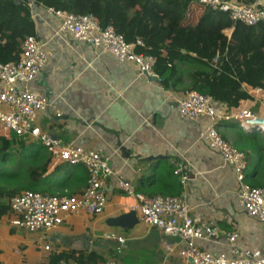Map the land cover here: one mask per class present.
<instances>
[{"label": "crops", "instance_id": "0c3cea01", "mask_svg": "<svg viewBox=\"0 0 264 264\" xmlns=\"http://www.w3.org/2000/svg\"><path fill=\"white\" fill-rule=\"evenodd\" d=\"M33 11L38 20L37 37L45 39L52 52L51 60L31 83V89L50 102V107L39 114L37 126L63 144L101 150L119 175L108 180L104 189L106 204L100 214L70 216L54 232L27 234L11 228L7 217H3L0 258L11 255V262L18 258L42 264L49 254L43 245L49 244L50 252H94L104 261L114 257L121 264H187L178 256L176 240L161 235L156 229L140 222L127 231L107 224L109 219L135 209L134 195H169L178 188H181L178 195L184 192L193 210L219 230L212 241H196L200 249L214 255L227 254L224 235L234 229L239 233L237 248L264 253L262 229L238 205L233 171L199 139V133L211 124L210 119L202 117L186 122L179 117L177 99L190 84L185 73L187 65H179L177 84L165 88L153 77L139 73L133 64L121 63L94 47L58 35L57 19L48 16L41 7L35 6ZM249 105L264 113L256 102ZM213 106L217 115L229 109L218 103ZM218 129L230 143L241 136L236 126L228 122H221ZM6 134L0 131V137L10 140ZM121 148L125 154L120 152ZM46 154L49 164L45 176H52L55 181L62 179L66 164L56 163L47 151ZM175 162H181L189 173L191 180L185 190L173 171L171 174ZM57 167L62 169L56 171ZM118 177L129 192L118 188ZM253 179L250 176L248 180ZM83 188H76L72 194ZM106 233L125 240L118 257L114 242L91 244L97 236ZM20 247L25 250L21 251ZM18 249L22 255L13 256ZM0 263L3 264L1 260Z\"/></svg>", "mask_w": 264, "mask_h": 264}, {"label": "built area", "instance_id": "2783aa9c", "mask_svg": "<svg viewBox=\"0 0 264 264\" xmlns=\"http://www.w3.org/2000/svg\"><path fill=\"white\" fill-rule=\"evenodd\" d=\"M28 7L36 27L38 20L33 11V0H28ZM39 7L59 21L58 35L94 47L121 63L133 64L142 75L154 77L161 82V76L154 71L156 58L135 52L136 47H143L140 39L127 44L123 36L117 34L111 26L102 28L93 14L76 15L64 10ZM203 10L227 14L232 21L249 27L264 23V0H190L183 27L195 26L200 18L199 12L204 13ZM222 32L230 40L232 28ZM51 58L52 52L46 40L37 37L36 31V36L28 37L23 42L21 57L17 62L0 64V131L7 133L10 140L15 137L24 143H39L56 163L81 165L87 172V181L82 191L69 196L25 190L11 197L8 201L9 226L27 234L54 232L73 215L97 216L106 204L104 189L108 180L119 175L101 150L63 144L37 126L39 114L50 107V102L44 95L33 91L31 83L38 78ZM243 87L251 98L240 101L222 115H217L211 98L195 90H187L179 95L177 110L179 117L186 122H194L202 117L210 119L211 124L199 133V139L233 171L238 205L264 233V188L253 187L247 182L244 153L225 140L218 129L221 122H228L244 134H257L264 139V113L249 105V102H256L264 109V90L247 85ZM173 175L185 190L191 179L181 162H175ZM118 178V188L129 192L127 185ZM134 197L137 201L134 211L139 222L156 229L165 237L175 239L178 256L184 263L264 264V253L236 247L239 233L234 229L226 231L224 235L227 254L214 255L200 249L196 241H212L218 236L219 230L214 223L205 221L201 213L193 210L184 192L178 196L145 197L136 194ZM101 241L114 242V252L117 254L122 251L125 243L121 236L106 233L97 236L91 244L96 246ZM167 248L171 250L169 246ZM43 250L50 252V245H43ZM103 264L121 263L113 257L106 259Z\"/></svg>", "mask_w": 264, "mask_h": 264}, {"label": "trees", "instance_id": "16d2710c", "mask_svg": "<svg viewBox=\"0 0 264 264\" xmlns=\"http://www.w3.org/2000/svg\"><path fill=\"white\" fill-rule=\"evenodd\" d=\"M189 2L33 0L38 7L76 15L93 14L102 28L111 26L127 44L140 39L143 47H136L135 52L156 58L154 71L161 76L165 88L177 84L179 65L183 63L188 67L185 70L190 79L188 90L208 96L213 103L231 108L250 99L243 85L264 90V23L249 27L232 21L227 14L205 10L195 26L183 27ZM229 28H232L230 40L222 32ZM31 36H36V27L28 0H0V64L17 62L23 42ZM239 133L241 136L232 144L245 155L247 182L264 188V147L261 145L264 139L257 134ZM15 143L17 149L12 150ZM19 150L22 153L18 154ZM14 154L20 157L16 162ZM5 163L12 165L6 167ZM48 164L49 157L43 146L0 137V179L3 182L0 184V220L10 215L9 199L22 191L69 196L76 188L86 186L87 172L81 165L66 164L64 177L55 181L52 176H45ZM61 169L57 167L56 171ZM250 176L254 179L248 180ZM23 181V186H17ZM13 185L16 187L8 188ZM180 190L169 196L178 195ZM103 263V258L94 252L67 250L49 252L42 264Z\"/></svg>", "mask_w": 264, "mask_h": 264}, {"label": "water", "instance_id": "95a60500", "mask_svg": "<svg viewBox=\"0 0 264 264\" xmlns=\"http://www.w3.org/2000/svg\"><path fill=\"white\" fill-rule=\"evenodd\" d=\"M153 79H155L153 77ZM120 152L122 154H125V151L123 148L120 149ZM124 157H127V155H124ZM107 224L110 227H118L122 230H130L132 229L134 226H136L137 224H139V220L136 217V213L134 210L129 211L128 213L119 215L118 217L109 219Z\"/></svg>", "mask_w": 264, "mask_h": 264}, {"label": "rangeland", "instance_id": "374dc122", "mask_svg": "<svg viewBox=\"0 0 264 264\" xmlns=\"http://www.w3.org/2000/svg\"><path fill=\"white\" fill-rule=\"evenodd\" d=\"M204 11V10H203ZM202 13L203 12H199V15H198V18L199 17H201L202 16ZM186 77V76H185ZM184 89H186V88H184ZM222 136V135H221ZM223 137V136H222ZM260 137V136H259ZM224 138V137H223ZM13 139H15L16 141H18V139H16L15 137H13ZM225 139V138H224ZM225 140H227V139H225ZM31 144H34V146H40V144L39 143H37V142H34V143H31ZM232 144V143H231ZM233 145V144H232ZM261 145L264 147V142H262L261 143ZM17 143H15V145L12 147V150H16L17 149ZM20 153H22V151L21 150H19V153L18 154H20ZM18 154H14L15 155V157H16V159H14V161L16 162V161H18L19 159H20V157L18 156ZM262 163L264 164V159H263V161H262ZM14 164V163H13ZM6 167H10L9 165H12V163L11 164H9V163H5L4 164ZM0 184H3V182H2V180L0 179ZM25 184V181H23V182H21V183H19V185H17V186H23ZM7 185V184H6ZM9 186V185H8ZM12 187H16V185H13V186H11V187H8V188H12ZM8 229V228H7ZM21 248V251H24L25 249L23 248V247H20ZM14 250V249H13ZM17 252L18 253H13V256L14 255H22V252H20V250L18 249L17 250ZM119 256V254H116V257H118ZM5 258L3 259V258H0V260L3 262V264H31V261L29 260L28 262H26L25 261V259H22V261H19L18 260V258H14V262H11L10 261V257H12L11 255H7V256H4ZM9 257V258H8ZM17 259V260H16Z\"/></svg>", "mask_w": 264, "mask_h": 264}]
</instances>
